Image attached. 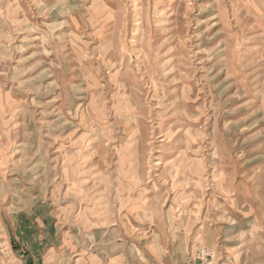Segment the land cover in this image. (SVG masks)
<instances>
[{
	"label": "rangeland",
	"instance_id": "obj_1",
	"mask_svg": "<svg viewBox=\"0 0 264 264\" xmlns=\"http://www.w3.org/2000/svg\"><path fill=\"white\" fill-rule=\"evenodd\" d=\"M0 264H264V0H0Z\"/></svg>",
	"mask_w": 264,
	"mask_h": 264
}]
</instances>
